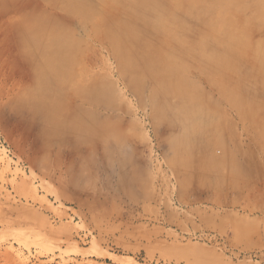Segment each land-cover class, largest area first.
Masks as SVG:
<instances>
[{
  "label": "rangeland",
  "instance_id": "374dc122",
  "mask_svg": "<svg viewBox=\"0 0 264 264\" xmlns=\"http://www.w3.org/2000/svg\"><path fill=\"white\" fill-rule=\"evenodd\" d=\"M261 15L0 0V264H264Z\"/></svg>",
  "mask_w": 264,
  "mask_h": 264
},
{
  "label": "bare ground",
  "instance_id": "6f19581e",
  "mask_svg": "<svg viewBox=\"0 0 264 264\" xmlns=\"http://www.w3.org/2000/svg\"><path fill=\"white\" fill-rule=\"evenodd\" d=\"M71 8H73V7H71ZM262 17H264L263 15H261ZM263 22H264V20H262ZM116 37V38H115ZM132 37V38H131ZM117 38H121V40H123L124 42H126L128 45L129 44H131V45H135V44H138V40H135V37L134 36H132L131 34H127V33H125V32H121L120 30H119V32H118V34H114V36H113V39H117ZM124 38V39H123ZM127 38V39H126ZM242 40H245L244 42H240V44H237L238 42L236 41V40H234L232 43L233 44H236V45H233L232 43H229L227 46H228V48L226 49V56H222L220 53H218V52H216V51H213L212 49H210V51H211V56H212V58L214 59V60H216L217 62H219V61H221L222 60V58H223V60H222V63L224 64H226V65H228V66H232V65H234L235 64V62H236V57L234 56L235 54H234V52L232 53L231 51H233L232 50V48L231 47H233V48H235L236 46H238L239 47V45H245V43H246V39H242ZM114 45V44H113ZM203 45V44H202ZM262 48V45H260V46H255V49L254 50H258L257 52H258V54H257V56H258V58H259V62H261V61H264V54H261L260 52L261 51H259L260 49ZM264 48V47H263ZM228 49L230 50V53L228 54ZM261 50H263V49H261ZM236 52H237V50H236ZM263 52V51H262ZM223 53V52H222ZM264 53V52H263ZM208 54V53H207ZM233 54V55H232ZM237 56V55H236ZM227 57V58H226ZM153 59V58H152ZM238 59H239V57H238ZM215 62V61H214ZM237 63V62H236ZM152 64V63H151ZM53 69L54 70H56V72H58V73H62V72H64L66 69H67V67L66 66H64V65H61L60 64V66L59 65H56V66H54L53 67ZM173 84H177V82L176 81H174L173 82ZM179 93H180V95H181V97H182V99H181V102H182V104L183 105H185V104H188V103H193V104H195L194 103V96H193V94L191 93H186V92H183V91H179ZM200 111V114H202L203 115V113H202V111L201 110H199ZM208 123V122H207ZM202 129V128H201Z\"/></svg>",
  "mask_w": 264,
  "mask_h": 264
}]
</instances>
